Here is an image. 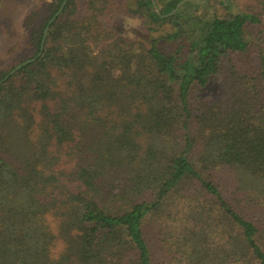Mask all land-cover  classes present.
Segmentation results:
<instances>
[{
    "label": "trees",
    "instance_id": "16d2710c",
    "mask_svg": "<svg viewBox=\"0 0 264 264\" xmlns=\"http://www.w3.org/2000/svg\"><path fill=\"white\" fill-rule=\"evenodd\" d=\"M63 1L23 19L31 55L0 81ZM134 2L161 35L113 36L108 0L83 18L66 0L0 83V264H264L261 21Z\"/></svg>",
    "mask_w": 264,
    "mask_h": 264
},
{
    "label": "rangeland",
    "instance_id": "374dc122",
    "mask_svg": "<svg viewBox=\"0 0 264 264\" xmlns=\"http://www.w3.org/2000/svg\"><path fill=\"white\" fill-rule=\"evenodd\" d=\"M88 1L77 0V18L87 16ZM108 1L110 2L108 12L99 19L102 28L106 32L116 37L121 36L122 38L135 40L146 39L149 35L154 37L161 35L162 28L155 27L154 30L156 32L151 34L148 32L142 17L133 15L127 11L128 7L133 8L135 5L134 0ZM232 1L241 11L255 14L259 17L261 21L260 25L252 29L255 32L254 34L263 41L264 0ZM49 3L50 0H0V73L8 71L18 61L31 55L32 50L27 43V32L21 29L20 24L30 12H38V20H40L44 16ZM209 6L221 14L225 12L217 0H210ZM220 81V78L214 80L213 90H216V92L221 91ZM47 222L54 228V221L51 218H47ZM57 250L58 248L54 249L55 252Z\"/></svg>",
    "mask_w": 264,
    "mask_h": 264
},
{
    "label": "water",
    "instance_id": "95a60500",
    "mask_svg": "<svg viewBox=\"0 0 264 264\" xmlns=\"http://www.w3.org/2000/svg\"><path fill=\"white\" fill-rule=\"evenodd\" d=\"M65 1L64 0L60 6V8L58 9V11L55 13V15L49 20L47 26L45 27L44 29V32H43V35H42V39H41V43H40V51L38 52L37 56L34 57V58H31V59H28V60H25L24 62H21L20 64L16 65L11 71L8 72L7 75H5L3 77V79L0 81V83L4 82L10 75H12L14 72H16L18 69H20L21 67L27 65V64H30L31 62H33L37 57L40 56L41 54V51H42V48H43V44H44V40H45V36L47 34V31H48V28H49V24L54 20V18L60 13V11L62 10V7L64 6L65 4ZM151 1V5H152V8L154 9V11L159 14L161 17H168V16H172L174 15L183 5H185L186 3H192V4H197V5H203L206 0H201V1H198V0H180L176 6L173 8L172 11H170L168 14L166 15H161L157 6H156V3L154 0H150Z\"/></svg>",
    "mask_w": 264,
    "mask_h": 264
}]
</instances>
